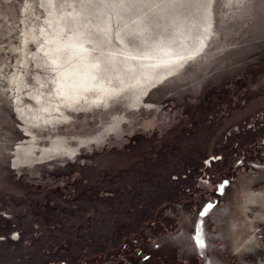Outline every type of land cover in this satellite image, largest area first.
I'll list each match as a JSON object with an SVG mask.
<instances>
[{
  "label": "water",
  "instance_id": "water-1",
  "mask_svg": "<svg viewBox=\"0 0 264 264\" xmlns=\"http://www.w3.org/2000/svg\"><path fill=\"white\" fill-rule=\"evenodd\" d=\"M0 264H264V59L38 163L0 153Z\"/></svg>",
  "mask_w": 264,
  "mask_h": 264
},
{
  "label": "rangeland",
  "instance_id": "rangeland-1",
  "mask_svg": "<svg viewBox=\"0 0 264 264\" xmlns=\"http://www.w3.org/2000/svg\"><path fill=\"white\" fill-rule=\"evenodd\" d=\"M263 59L264 0H0V153L38 163Z\"/></svg>",
  "mask_w": 264,
  "mask_h": 264
},
{
  "label": "bare ground",
  "instance_id": "bare-ground-1",
  "mask_svg": "<svg viewBox=\"0 0 264 264\" xmlns=\"http://www.w3.org/2000/svg\"><path fill=\"white\" fill-rule=\"evenodd\" d=\"M78 46V45H77ZM77 46H75V47H77ZM78 48V47H77ZM87 49V48H86ZM224 50V49H223ZM106 58V57H105ZM181 58V57H180ZM175 59V58H174ZM189 59V58H188ZM102 63V62H101ZM97 64V63H96ZM163 68V67H162ZM93 70V69H92ZM152 71V70H151ZM94 72V71H93ZM52 80H53V78H52ZM54 83V82H53ZM56 85V84H55ZM156 86V85H155ZM154 86V87H155ZM57 87H59V86H57ZM60 89V88H59ZM153 89V88H152ZM160 91V90H159ZM93 93V92H92ZM95 93H97L96 91H95ZM142 96V95H141ZM138 99V98H137ZM13 153V152H12Z\"/></svg>",
  "mask_w": 264,
  "mask_h": 264
}]
</instances>
